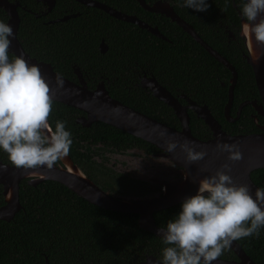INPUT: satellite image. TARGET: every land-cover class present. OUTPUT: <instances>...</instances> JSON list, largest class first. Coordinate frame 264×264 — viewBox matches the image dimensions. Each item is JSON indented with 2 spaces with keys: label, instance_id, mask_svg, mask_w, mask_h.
Segmentation results:
<instances>
[{
  "label": "trees",
  "instance_id": "trees-1",
  "mask_svg": "<svg viewBox=\"0 0 264 264\" xmlns=\"http://www.w3.org/2000/svg\"><path fill=\"white\" fill-rule=\"evenodd\" d=\"M18 1L25 7L18 9L20 20L17 39L22 48L30 57L49 63L63 77L74 82L77 80L71 64L93 72L89 75L94 76L96 82L104 79V76L110 81L116 77V82L107 89L109 95L149 115L148 111L140 107L148 109L150 102L145 104L131 100L133 92L123 89V85L132 88L134 85L131 84H134L133 80L137 79L138 74L151 73L172 93L185 94L197 103L205 104L227 134L261 132L250 116L252 107L249 105L242 108L236 121H226L224 107L231 78L229 69L209 55L175 23L162 15L145 11L137 0L94 1L156 25L168 41L75 0H56L49 13L50 19L63 15L76 16L53 24L46 23L47 18L43 15L35 16L34 13H41L35 8L37 4L34 0ZM169 2L181 19L189 23L204 42L234 67L237 80L230 115L235 116L242 102L258 100L252 69L242 57L246 50L239 37V0H208L209 7L205 12H193L183 7L182 0ZM27 9H31L33 13H28ZM200 15L205 17V21ZM0 19L5 22L8 19L1 8ZM220 21H223V45L220 42V29L217 27ZM165 25H169L170 32H165ZM229 32L234 39L228 36ZM102 40L108 47L103 55L98 49ZM9 54L10 58L14 57ZM129 80H132L131 83ZM150 99L170 114L158 120L179 130V121L171 109L163 102ZM79 115L82 112L77 109L53 101V111L48 119L53 126L57 119L66 121L73 142L75 137H82L83 140L93 138L94 142L121 149L131 146L126 145V142L136 141V145L141 148L155 150L154 145L102 122L82 127L75 122ZM189 115L193 136L209 137L211 131L203 121L197 119L192 112ZM258 123H263L261 117H258ZM77 145L78 142L72 144L68 153L74 163L103 190L117 191V178L109 183L93 174L84 164L86 157L79 152ZM0 160L13 165L3 152H0ZM251 179L258 187H264V169L253 171ZM19 201L21 209L13 219L9 222L0 220V264H141L146 255L159 259L164 247L159 237L139 227L137 214L97 207L55 181L46 180L32 186L22 180L19 184ZM3 204L0 185V207ZM179 205L154 213L156 225L164 226L179 211ZM236 242L256 264H264V229L258 237ZM218 258L237 259L230 249Z\"/></svg>",
  "mask_w": 264,
  "mask_h": 264
},
{
  "label": "water",
  "instance_id": "water-1",
  "mask_svg": "<svg viewBox=\"0 0 264 264\" xmlns=\"http://www.w3.org/2000/svg\"><path fill=\"white\" fill-rule=\"evenodd\" d=\"M75 1L100 9L119 20L133 23L140 28L148 30L155 36L163 38L157 28H152L136 17L122 14L103 3L94 0ZM137 1L143 9L159 12L170 18L171 21L194 38L215 60L229 69L231 78L228 85V99L224 107L226 121H236L242 108L247 105L251 106L255 111L253 115L255 123H257V115L264 119V43H259L251 37L246 38L239 31V37L243 40L246 50L244 58L252 69L260 102H257V100L244 101L238 106L235 116H231L233 90L237 80V73L234 67L224 57L203 42L193 28L174 13L172 7L167 2L154 3L152 6H149L145 0ZM233 6L235 7L234 4ZM0 8L6 13L8 17L6 22L12 26L13 30L9 53L14 57L23 56L30 63L39 66L41 73L49 82L53 91V101L82 111L85 116L78 118L76 122L83 127H89L92 123L102 122L154 145L157 149L161 150L160 156L164 158V161L174 166L176 170L173 169V171L166 168L165 170H160L161 172L156 177L147 178L148 182L160 187L158 193L144 197H119L111 195L95 184L74 163L69 155L59 160L60 163L58 165L54 164L52 168L40 166L33 169H24L18 168L15 165L5 164L0 160V185L2 186L4 200V204L0 207V220L9 222L21 209L19 184L24 179H27V183L32 186H36L46 180L55 181L68 188L78 197L97 207L109 211L137 214L139 227L156 237H159V233H157L158 226L154 220V213L180 204L185 197L194 194L199 180L206 175L214 173L222 164L228 163L230 165V175L235 183L247 184L252 192L260 188L252 181L251 173L257 169H264V125L259 126L261 129L260 133L227 134L221 128L218 121L211 115L207 107H199L194 104L181 106L165 90L163 91L164 95L160 94L159 89L162 90V88L159 87L158 89L157 87L155 88L154 95L170 106L180 121L179 130L169 127L115 100L108 94L103 84L98 85L94 90H89L77 70H75V73L77 74L78 83H75L55 72L49 63L30 57L17 39L20 20L16 9L17 5L11 4L7 0H0ZM238 15L241 24L243 21L239 11ZM67 18L64 17L60 20ZM102 46L103 44H101L100 48ZM101 52H103L102 49ZM57 80L63 81L62 86H57ZM193 108L196 110L197 116L204 121L211 131L213 135L212 139L202 141L191 133L187 109ZM186 141L196 151L205 153L203 159L194 162L186 160V154L180 147ZM173 142L177 144V147L175 150L169 151L168 145ZM217 142L238 145L241 158L236 161H228V154L217 150ZM171 174L179 176L177 179L166 178ZM230 250L235 254L236 260L217 258L213 264H256L247 256L236 241H233ZM158 262L159 260L149 255L142 264H158Z\"/></svg>",
  "mask_w": 264,
  "mask_h": 264
},
{
  "label": "clouds",
  "instance_id": "clouds-1",
  "mask_svg": "<svg viewBox=\"0 0 264 264\" xmlns=\"http://www.w3.org/2000/svg\"><path fill=\"white\" fill-rule=\"evenodd\" d=\"M228 2V0H226ZM193 12H205L208 0H182ZM244 37L264 43V0H239ZM12 26L0 19V152L18 168H52L67 157L72 133L67 122H49L53 111V91L39 66L23 56L10 58ZM63 81L57 80V86ZM177 147L169 143L168 150ZM186 160L203 159L186 141L180 145ZM217 150L236 161L241 154L236 144L217 142ZM228 163L198 182L194 194L185 197L179 211L158 227L164 247L158 264H213L233 241L255 238L264 229V187L252 192L247 184H237Z\"/></svg>",
  "mask_w": 264,
  "mask_h": 264
},
{
  "label": "flooded vegetation",
  "instance_id": "flooded-vegetation-1",
  "mask_svg": "<svg viewBox=\"0 0 264 264\" xmlns=\"http://www.w3.org/2000/svg\"><path fill=\"white\" fill-rule=\"evenodd\" d=\"M9 3L17 5V12L18 9H25L24 6H21L20 2L18 0H7ZM54 1V2H53ZM34 2L37 4L35 5V8L38 9L40 11L41 14H37L34 13L36 17L43 15V17L47 18L46 23H57V22H63L66 21L68 18L70 17H75L76 15H63L62 17L59 18H54V19H50L49 18V13H51V10L53 9V7L55 6L56 0H34ZM77 2V1H76ZM138 2V1H137ZM145 2L149 5L152 6L154 3H164L167 2L173 9L174 13L176 15H178L173 6L170 4L169 0H151V1H146ZM39 4V5H38ZM81 4V3H80ZM83 5V4H82ZM105 5V4H104ZM86 6V5H85ZM87 7H91V6H87ZM141 7V6H140ZM175 7V6H174ZM95 8V7H93ZM142 8V7H141ZM180 8V7H179ZM2 9V8H1ZM100 10V9H99ZM116 10V9H114ZM145 10V9H144ZM28 13H33L31 11V9H27L26 10ZM65 11V10H64ZM102 11V10H101ZM119 11V10H116ZM147 11V10H145ZM104 12V11H103ZM121 12V11H119ZM150 13H153L155 15L159 14L164 16L165 18H168L167 16H165L164 14H161L159 12H152V11H147ZM106 13V12H105ZM122 14H125L123 12H121ZM108 14V13H106ZM19 15V12H18ZM109 15V14H108ZM128 15V14H125ZM111 16V15H109ZM128 16H133L136 17L134 15H128ZM179 16V15H178ZM202 17V20L205 21V17L200 15ZM64 17H68L65 20H60ZM113 17V16H111ZM180 17V16H179ZM199 17V16H198ZM201 17H199V19H201ZM223 18V12H222V16ZM115 18V17H113ZM137 18V17H136ZM181 18V17H180ZM117 19V18H115ZM139 19V18H137ZM169 21L171 23H174L173 21L170 20V18H168ZM119 20V19H117ZM140 20V19H139ZM183 20V19H182ZM122 21V20H120ZM142 21V20H141ZM125 22V21H123ZM145 22V21H143ZM186 22V21H185ZM129 23V22H127ZM146 24H148L150 27L152 28H157L158 32L163 36V38H159L157 36H155L154 34H152L151 32H149L148 30H146L147 32H149L151 35H154L155 37L168 41L167 38L159 31L158 27L156 25H152L149 24L147 22H145ZM133 24V23H131ZM176 24V23H175ZM189 24V23H188ZM135 25V24H134ZM177 25V24H176ZM190 25V24H189ZM166 26V30L165 32H170L171 28H169V25H165ZM178 26V25H177ZM191 26V25H190ZM179 27V26H178ZM192 27V26H191ZM217 27L220 29V42L222 44V37H223V21H220L217 23ZM193 28V27H192ZM183 30V29H182ZM194 30V29H193ZM195 31V30H194ZM227 31V30H225ZM185 32V31H184ZM197 35L198 33L195 32ZM189 35V34H188ZM232 39H234V36L231 32H229V35ZM227 36V37H228ZM198 37L200 38V36L198 35ZM195 42H197L194 38H192ZM201 39V38H200ZM202 40V39H201ZM203 41V40H202ZM243 41V40H242ZM204 42V41H203ZM198 43V42H197ZM206 43V42H205ZM244 43V42H243ZM101 44H103L102 48H100ZM199 44V43H198ZM207 44V43H206ZM200 45V44H199ZM208 45V44H207ZM223 45V44H222ZM201 46V45H200ZM210 46V45H208ZM202 47V46H201ZM211 47V46H210ZM203 48V47H202ZM212 48V47H211ZM98 49L100 51V53L103 55L108 47L105 44V42L102 40L100 42V44L98 45ZM101 49L103 50V52H101ZM204 49V48H203ZM213 49V48H212ZM205 50V49H204ZM214 51H216L215 49H213ZM206 51V50H205ZM207 52V51H206ZM218 53V51H216ZM208 53V52H207ZM209 54V53H208ZM219 54V53H218ZM210 55V54H209ZM220 55V54H219ZM244 55H242V57L244 58ZM223 57V56H222ZM94 65V64H93ZM71 68L73 69V74L75 75V78L77 79L75 81V83H78V78H77V74L75 73V70L78 71V73L81 75V78L83 79L84 84L86 85V87L89 90H94L98 85L103 84L104 88L107 90L109 88V85H113L112 83L116 82L117 78L113 77V80L110 81L107 79V77L104 76V79H99V81L96 82V79L94 76H90L89 74H93V72L91 71H85L84 68H80V66H77L75 64H71ZM107 73V72H104ZM133 74H136V71L132 72ZM85 77H87V79H85ZM92 81H91V79ZM132 80H129L128 82L131 83ZM134 85L132 88H130V86H124L123 85V89H127L129 92L132 91V95L131 96V100L137 101L138 103H145L147 104V102H150V108H143L140 107L141 109H145L146 111L149 112V115L146 113H143L139 110H137L135 107H131L129 105H126L122 102V104L128 106L129 108L145 115L148 116L149 118H152L156 121H159L158 118L163 119L165 116H170L169 112H165L164 109L162 108V106L158 105L157 103H155L154 101H152L150 98H154L160 102L161 101L158 97H156L154 95L155 93V88L161 87L162 90L159 89V93L164 95V90L166 92H168L172 98L176 99L177 102L181 105V106H188L191 104L197 105L199 107L205 106L207 107L205 104H200L197 103V101L191 99L189 96H186L185 94H178V93H172V91H170L169 89H166V87H164L163 85H161L156 79L155 77L149 73H144L142 75L138 74L137 75V79L133 80ZM74 82V81H73ZM90 84V86H89ZM93 85V86H92ZM223 86V84H222ZM108 92V90H107ZM109 94V92H108ZM111 96V95H110ZM112 97V96H111ZM113 98V97H112ZM115 99V98H114ZM117 100V99H115ZM257 100V99H255ZM118 101V100H117ZM257 102H260V100L258 99ZM164 103V102H163ZM165 104V103H164ZM167 105V104H166ZM193 105V106H194ZM168 106V105H167ZM170 109L171 107L168 106ZM194 108H196L194 106ZM187 109V113L189 115V112H192L193 115H195V117L197 119L202 120L200 117L197 116L196 110L195 109ZM208 109V107H207ZM195 110V111H194ZM79 111V110H78ZM172 113L175 115V113L173 112V110L171 109ZM210 111V110H209ZM82 112V111H80ZM198 112V111H197ZM255 114L254 109L252 108V112H251V117L253 118V115ZM212 115V114H211ZM85 116V114L82 112V115H79L76 119L75 122L78 118ZM176 116V115H175ZM177 117V116H176ZM258 117H261L259 115H257V128L261 131V129L259 128V126H263L264 125V119H263V123H258ZM157 118V119H156ZM178 119V118H177ZM189 119H190V115H189ZM254 119V118H253ZM179 121V119H178ZM203 121V120H202ZM161 122V121H159ZM77 123V122H76ZM204 123V121H203ZM78 124V123H77ZM93 124V123H92ZM91 124V125H92ZM205 124V123H204ZM80 125V124H79ZM90 125V126H91ZM179 125H180V121H179ZM206 125V124H205ZM89 126V127H90ZM207 126V125H206ZM83 127V126H82ZM134 137V136H133ZM76 140L74 142H72V144H76V142H78V145L76 146L79 149V152L84 155L86 157V159L84 158V164L86 165V167L89 168L90 171H93V174L98 175V177L101 178V180H105V182H109L112 183L114 182V179L117 178V185H118V189L117 191H109L108 193H110L112 195V193H117L119 192V190H121L122 188H126L129 186H132V184H139L142 185L144 182L150 183L147 181V178H153L156 177V175L158 173H160V170H165L167 167H164L161 163V161L159 160H164L163 157L160 156L161 154V150L157 149L155 147V150L153 151H148L147 148H141L139 146H137V142L136 141H131L130 142H126V145L131 144V146H127L125 148H121V149H117L114 146H111L109 144H103L101 142H94L93 138H90L89 140H83L82 137H75ZM199 140L205 141L208 139H212L213 135L210 132V136L207 137L206 135L202 136V137H197ZM75 146V145H74ZM127 153H132L134 155H128ZM110 156L113 157H119L123 160L126 161L125 165H115V161H111L110 160ZM60 162L59 160L55 162V165H58ZM145 163H148V165H145ZM26 181H28L27 179H24ZM117 188V187H116ZM115 196H119L122 197L121 195H115ZM149 255H146V257ZM145 257V259H146ZM154 257V256H153ZM156 258V257H155ZM144 259V260H145ZM157 259V258H156ZM159 260V259H157ZM142 264V263H141Z\"/></svg>",
  "mask_w": 264,
  "mask_h": 264
},
{
  "label": "rangeland",
  "instance_id": "rangeland-1",
  "mask_svg": "<svg viewBox=\"0 0 264 264\" xmlns=\"http://www.w3.org/2000/svg\"><path fill=\"white\" fill-rule=\"evenodd\" d=\"M129 156L134 155L132 153H127ZM111 161H115V165H125L126 161L119 158V157H113L110 156ZM161 161L162 165L164 167L169 168L170 170H175V167L166 163L164 160ZM145 165H148V163H145ZM173 170V171H174ZM176 171V170H175ZM179 175L177 174H171L169 177H166L168 179H177ZM154 177V175H153ZM160 191V187L158 185H155L153 183H147L144 182L142 185L139 184H132V186L122 188L117 193H112V195H121V196H134V197H144V196H150L152 194L158 193Z\"/></svg>",
  "mask_w": 264,
  "mask_h": 264
}]
</instances>
